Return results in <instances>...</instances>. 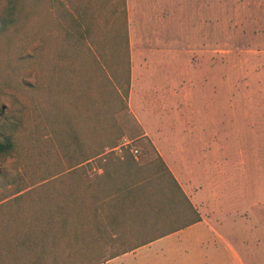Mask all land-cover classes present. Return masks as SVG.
I'll return each mask as SVG.
<instances>
[{"label":"rangeland","instance_id":"1","mask_svg":"<svg viewBox=\"0 0 264 264\" xmlns=\"http://www.w3.org/2000/svg\"><path fill=\"white\" fill-rule=\"evenodd\" d=\"M58 1L86 10L85 37L48 2L0 40V134L18 148L0 167L59 181L78 141L140 164L158 148L209 234L109 264H264V0Z\"/></svg>","mask_w":264,"mask_h":264},{"label":"trees","instance_id":"2","mask_svg":"<svg viewBox=\"0 0 264 264\" xmlns=\"http://www.w3.org/2000/svg\"><path fill=\"white\" fill-rule=\"evenodd\" d=\"M48 2L58 17L69 19L76 39L88 34V27L81 29L87 14L81 6L71 3L69 10L58 0H0V40L20 35ZM76 147L79 157L59 181L0 167V264L91 263L102 256L103 245L110 255L124 253L201 219L157 151L140 164L127 149L121 155L88 154L79 141ZM17 152L12 134H0V156ZM101 157L106 163L86 181L79 171L83 163Z\"/></svg>","mask_w":264,"mask_h":264},{"label":"crops","instance_id":"3","mask_svg":"<svg viewBox=\"0 0 264 264\" xmlns=\"http://www.w3.org/2000/svg\"><path fill=\"white\" fill-rule=\"evenodd\" d=\"M124 3H125V5L127 4V6H129L131 3L132 4H136V3H139V4H157V0H124ZM146 135L151 140H152L153 137H155L153 134H150V133H148V131L145 130V136ZM156 150H157L158 154L162 157V159L164 160V162L166 163V165L169 168V164L167 163L168 161H166L163 158L162 152L158 148ZM178 183H179V181H178ZM179 185L181 186L180 183H179ZM181 188L184 191V193L187 195V197L189 198V200L192 203V205L196 208V206L194 205V203L192 202V200L188 196L186 190L182 186H181ZM196 210H197V208H196ZM198 213H199V211H198ZM200 217H201V219L199 221H197V222H195V223H193V224H191V225H189L187 227H184L182 229H178L176 231H173L172 233H169V234H167V235H165L163 237H160L158 239H155V240H153V241H151V242H149L147 244H144V245L135 247L134 249H131V250L126 251L124 253H119V254H116V255H110V254L105 255V254H103L102 257H100L102 259L98 263H95V264H109V263H112V262H115V261H119L121 259H126V258L134 259V258H136V256L140 252V250H142L144 247H150V245H153L154 243L161 242V241H164L166 239H171L172 237H175V236L177 238H179V240H183V239L191 236L189 234V231L191 229L192 230H195V229L199 230L198 233H196V234H199L200 232H207L209 234V231H208L207 228L201 227L202 224H203V217H202V215H200ZM192 256L191 255H188L187 256L188 260H186L185 264H193V262H195V261L201 262V261L205 260V258H206V256H203L202 252H198L196 255H192Z\"/></svg>","mask_w":264,"mask_h":264}]
</instances>
